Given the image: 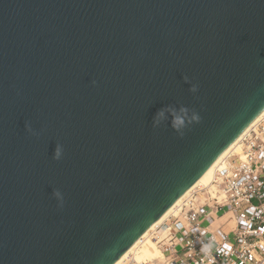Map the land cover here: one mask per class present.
I'll return each mask as SVG.
<instances>
[{"label": "water", "instance_id": "95a60500", "mask_svg": "<svg viewBox=\"0 0 264 264\" xmlns=\"http://www.w3.org/2000/svg\"><path fill=\"white\" fill-rule=\"evenodd\" d=\"M263 114L264 0H0V264H114Z\"/></svg>", "mask_w": 264, "mask_h": 264}, {"label": "built area", "instance_id": "2783aa9c", "mask_svg": "<svg viewBox=\"0 0 264 264\" xmlns=\"http://www.w3.org/2000/svg\"><path fill=\"white\" fill-rule=\"evenodd\" d=\"M237 147L216 167L211 185L194 187L150 231L157 264H264V114ZM118 264L135 262L130 254Z\"/></svg>", "mask_w": 264, "mask_h": 264}, {"label": "bare ground", "instance_id": "6f19581e", "mask_svg": "<svg viewBox=\"0 0 264 264\" xmlns=\"http://www.w3.org/2000/svg\"><path fill=\"white\" fill-rule=\"evenodd\" d=\"M256 122V121H255ZM254 122V123H255ZM253 123V124H254ZM240 138V137H239ZM239 138L210 166L206 171L198 178V180L191 185L171 206L170 208L155 222L153 223L144 234L135 241L114 263L118 264L122 259L128 255H132V260L135 264H157L160 259V252L155 247L153 242L149 239L148 235L152 229H154L159 223H161L175 208L182 202L186 195L198 185L209 186L212 182V177L216 167L220 164L221 160L228 155L231 150L236 149L238 151Z\"/></svg>", "mask_w": 264, "mask_h": 264}, {"label": "clouds", "instance_id": "9594fccd", "mask_svg": "<svg viewBox=\"0 0 264 264\" xmlns=\"http://www.w3.org/2000/svg\"><path fill=\"white\" fill-rule=\"evenodd\" d=\"M185 81L186 82L188 81V77H185ZM92 83L95 84V81H92ZM197 87L198 86L196 84H193L190 91L195 93L197 91ZM167 111H168L169 115L172 117V120H171L172 128L178 132L187 123H191V122L198 123L200 121V116L196 112H193L191 114V116H189V110L185 107H181L179 109L169 108V109H167ZM163 117H164L163 111L158 113L156 119L154 120L153 126L154 127L157 126ZM25 128L29 133H32V129H31L30 125L26 124ZM32 134L35 135V133H32ZM180 134L182 136V133H180ZM62 154H63V147H62V145L57 144V146L54 150V153H53V159L59 160L62 157ZM53 196L57 200L58 206L62 207L63 202H64L62 193L56 189L53 191Z\"/></svg>", "mask_w": 264, "mask_h": 264}, {"label": "rangeland", "instance_id": "374dc122", "mask_svg": "<svg viewBox=\"0 0 264 264\" xmlns=\"http://www.w3.org/2000/svg\"><path fill=\"white\" fill-rule=\"evenodd\" d=\"M221 213V211H219V214ZM224 219V218H223ZM223 219H221V220H219L218 222H217V224L220 222V221H222ZM216 226H218V225H214L213 227H216ZM152 264V263H151Z\"/></svg>", "mask_w": 264, "mask_h": 264}]
</instances>
